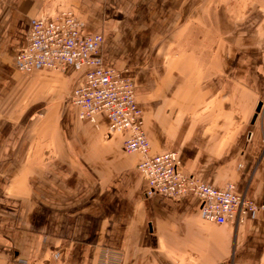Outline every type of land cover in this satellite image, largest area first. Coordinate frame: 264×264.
Segmentation results:
<instances>
[{
  "label": "crops",
  "instance_id": "0c3cea01",
  "mask_svg": "<svg viewBox=\"0 0 264 264\" xmlns=\"http://www.w3.org/2000/svg\"><path fill=\"white\" fill-rule=\"evenodd\" d=\"M66 8L136 75L152 154L264 205V0H0V264H264L263 207L219 224L195 195L146 196L142 154L70 102L80 72L14 68L32 21ZM187 24L188 71L148 66L138 48Z\"/></svg>",
  "mask_w": 264,
  "mask_h": 264
},
{
  "label": "built area",
  "instance_id": "2783aa9c",
  "mask_svg": "<svg viewBox=\"0 0 264 264\" xmlns=\"http://www.w3.org/2000/svg\"><path fill=\"white\" fill-rule=\"evenodd\" d=\"M103 42V35L88 32L74 10L63 9L56 15H42L33 20L26 47L17 54L16 66L24 72L38 68L65 71L69 67L80 72L71 103L78 107L81 119L95 121L99 114H104L108 120L107 133H123V149L142 154L137 169L147 182L146 196L195 195L201 200L203 217L219 224L243 222L252 211L264 208L239 193L234 183L216 187L185 173L176 150L150 152L135 82L122 70L104 62Z\"/></svg>",
  "mask_w": 264,
  "mask_h": 264
},
{
  "label": "rangeland",
  "instance_id": "374dc122",
  "mask_svg": "<svg viewBox=\"0 0 264 264\" xmlns=\"http://www.w3.org/2000/svg\"><path fill=\"white\" fill-rule=\"evenodd\" d=\"M66 9H70V8H66ZM38 17H40V16H38ZM38 17H36V18H38ZM80 19H81V17H80ZM82 22H83V20H82ZM31 25H32V23H31ZM30 28H31V26H30ZM29 31H30V29H29ZM88 32H90V31H88ZM90 33L102 34L103 37H104V40L107 39V37L105 36V34L103 32H90ZM153 33L154 32H152V35H153ZM28 34H29V32H28ZM200 34H201L200 30H197V31L188 30V24L184 25L181 30H170V31L157 32V35L154 36V38L152 39L153 43H155V44L152 45V46H143V48H138V52L142 51V54L143 53L147 54V57H148V60H149L148 63H150V64H147L148 66L151 65V67L152 66L157 67L154 64H159L160 67H163V62H161V60L163 61V60H167L169 58V60L167 62V64H169V61H170L169 69L171 68L174 71L175 69L181 67L180 70L188 71V54L191 55L192 51H195V50H196V52H200V51L204 50V48L190 45V41L189 40L190 39L200 38ZM208 37L209 38L212 37V33L211 32L208 34ZM27 38H28V36H27ZM104 42H103V44H104ZM103 44H102V48H101V54L102 55H103ZM25 47H26V45L23 48H25ZM23 48H21V49H19L17 51V53L15 55V58H14V61H13V65H14V68L18 72L23 73V74H30L32 72L21 71L16 66L17 54ZM181 58H183L184 60H181ZM158 59H161V60L159 62H157L156 60H158ZM107 65L108 66H113V67L118 68L119 70H122L125 75L129 76L130 78H132L133 81L135 82V91H136V86H137L136 81H137V79H136V75L133 72H132L133 74L130 73V67H128V66H114V65H110V64H107ZM69 68H71V67H69ZM43 69H46V68H43ZM46 70H50V71H53V72L61 73V72L67 71L68 69L65 70V71H55V70H51V69H46ZM74 70H76V69L74 68ZM73 90L69 94L70 95L69 96V100H70V97H71V94H72ZM136 100H137L138 104L140 105V103L138 101L137 91H136ZM70 102H71V100H70ZM140 107L142 108L141 105H140ZM142 110H143V108H142ZM143 115H144V110H143ZM144 122H145V117H144ZM144 131H145V128H144ZM107 132H108V130H107ZM116 133L123 135V133H120V132H116ZM145 133H146V131H145ZM113 134H115V133H113ZM123 143H124V140H123ZM122 148H123V145H122Z\"/></svg>",
  "mask_w": 264,
  "mask_h": 264
},
{
  "label": "water",
  "instance_id": "95a60500",
  "mask_svg": "<svg viewBox=\"0 0 264 264\" xmlns=\"http://www.w3.org/2000/svg\"><path fill=\"white\" fill-rule=\"evenodd\" d=\"M261 106H262V103H260V104L258 105V107H257V112H259V111H260V109H261ZM256 115H257V113H256Z\"/></svg>",
  "mask_w": 264,
  "mask_h": 264
}]
</instances>
